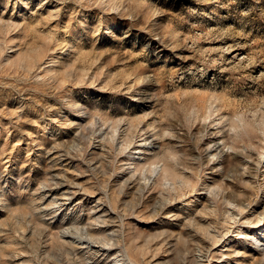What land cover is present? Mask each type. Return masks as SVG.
Instances as JSON below:
<instances>
[{
	"label": "rangeland",
	"instance_id": "1",
	"mask_svg": "<svg viewBox=\"0 0 264 264\" xmlns=\"http://www.w3.org/2000/svg\"><path fill=\"white\" fill-rule=\"evenodd\" d=\"M237 263L264 264V0H0V264Z\"/></svg>",
	"mask_w": 264,
	"mask_h": 264
},
{
	"label": "bare ground",
	"instance_id": "2",
	"mask_svg": "<svg viewBox=\"0 0 264 264\" xmlns=\"http://www.w3.org/2000/svg\"><path fill=\"white\" fill-rule=\"evenodd\" d=\"M218 143H219V142H218ZM141 144H142V143H141ZM214 144H217V142L214 143ZM138 145L141 146L140 144H138ZM138 145H137V146H138ZM139 146H138V147H139ZM155 147H156V146H155ZM143 148H144V147H143ZM140 151H141V148H140V150H138L137 152H140ZM142 152H144V151H142ZM144 158H145V157H144ZM137 159H138V158H137ZM131 163H132V162H131ZM66 188H67V187H66ZM47 190H48V189H47ZM65 192H66V191H65ZM66 198H67V197H66ZM100 219H101V218H100ZM81 237H82V236H81ZM85 237H86V236H85ZM80 241H82L81 244L84 243V242L90 243L89 239H87V238H86V239L83 238V239H81ZM78 243H79V242H78ZM75 244H76V243H75ZM259 244H260V243H259ZM92 245H93V244H92ZM94 245H95V244H94ZM95 246H96V245H95ZM97 246H98V245H97ZM257 246H258V245H257ZM258 252H259V251H258ZM225 257H226V255H225ZM115 258H116V257H115ZM120 259H121V258H120ZM117 260H118V259H117ZM237 264H238V263H237Z\"/></svg>",
	"mask_w": 264,
	"mask_h": 264
}]
</instances>
